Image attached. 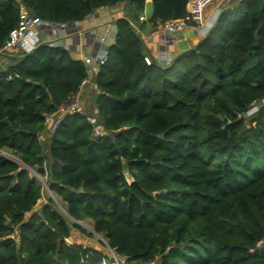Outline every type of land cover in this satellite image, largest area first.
<instances>
[{"label":"trees","instance_id":"16d2710c","mask_svg":"<svg viewBox=\"0 0 264 264\" xmlns=\"http://www.w3.org/2000/svg\"><path fill=\"white\" fill-rule=\"evenodd\" d=\"M190 1L0 0V48L22 7L63 25L126 4L88 110L108 135L73 115L44 137L46 115L89 77L65 47L40 44L0 70V149L47 175L75 221L52 199L34 212L42 185L0 157V264H115L67 242L86 219L127 264H264V105L247 116L264 99V0L227 6L198 44L148 65L133 20L151 6L156 29Z\"/></svg>","mask_w":264,"mask_h":264},{"label":"crops","instance_id":"0c3cea01","mask_svg":"<svg viewBox=\"0 0 264 264\" xmlns=\"http://www.w3.org/2000/svg\"><path fill=\"white\" fill-rule=\"evenodd\" d=\"M237 1L239 0H223L220 4L217 2L215 6L214 4L209 6L205 11L206 19L204 26L195 29L190 28L186 31L187 33L198 32L192 35L191 40L194 42L198 39V42H200L205 37L204 34L207 29L210 26L212 28L217 21L218 14L224 8ZM125 8V3L116 8H100L78 23L58 25L42 21V25L32 31L29 37L16 50L12 51L9 58H3L1 69H4V65H7L14 56L30 53L43 43L65 47L75 60L84 61L86 58H90L94 61L102 57L106 58L107 49L114 44L117 37L116 21L125 17ZM151 10V6H149L141 16L148 19L151 15ZM140 18L134 19L133 25L142 38L146 57H156V59H159V57L166 56L168 60L175 57L179 52L176 45L172 43L174 36L156 34L157 28L153 29L148 23L144 24V21H141ZM98 68L97 63L92 66L93 71L89 84L84 88L82 93V104L85 110H91L90 108H92L93 79Z\"/></svg>","mask_w":264,"mask_h":264},{"label":"built area","instance_id":"2783aa9c","mask_svg":"<svg viewBox=\"0 0 264 264\" xmlns=\"http://www.w3.org/2000/svg\"><path fill=\"white\" fill-rule=\"evenodd\" d=\"M215 1L216 0H191L187 6V13L183 19L160 23L157 27L156 34L176 37L179 34H183L188 31L191 28V23H196L197 28L204 26L205 11L209 6L213 5ZM140 20L143 21L144 17L141 16ZM42 23L43 22L38 17L30 15V13L26 9H24L23 7L21 8L18 26L14 30H12L3 47L0 48V70L2 68L3 58H9L12 51L16 50V48H18L22 44V42L29 37L32 31L40 27ZM210 29L211 26L205 32V36ZM172 59L168 60L167 57L164 56L159 57V59H157V62L161 66H167ZM105 60L106 58L102 57L94 61L90 58H86L83 61L87 67L89 77L82 82L79 92L76 95H73L67 103L60 105L55 113L46 115L45 126L46 129L49 128L50 134L56 131L65 117L80 115L84 116L88 123L92 126L94 139L108 135V132L100 127L99 120L95 116V114L90 115L85 111L81 98L84 88L89 84L90 76L92 75L93 71L92 66L97 63L99 67L101 63L105 62ZM145 61L148 65L152 63V60L149 57H145ZM262 102L264 104V99L262 100ZM256 105L257 103L253 104L252 108H254ZM0 157L13 160L10 157L14 156L12 154L8 155V153H5L4 150L0 149Z\"/></svg>","mask_w":264,"mask_h":264},{"label":"rangeland","instance_id":"374dc122","mask_svg":"<svg viewBox=\"0 0 264 264\" xmlns=\"http://www.w3.org/2000/svg\"><path fill=\"white\" fill-rule=\"evenodd\" d=\"M223 0H216L214 2V6L215 3L218 2V4H220ZM205 19H206V15H205ZM205 23V21H204ZM83 93V92H82ZM83 96V94H82ZM81 96V98H82ZM92 96V95H91ZM97 96V92L94 91L93 92V98ZM89 97V96H88ZM263 102L260 101L259 103H257V105L250 109L249 113L247 116H251L254 115L258 108L263 106ZM88 114L92 115L93 113H90V111L85 110ZM45 133L47 135H45L44 137L47 138L48 135L50 134L49 132V128L46 129ZM44 138V139H45ZM42 139L43 142H45V140ZM5 153H8V155H10L11 153L7 150H4ZM14 156V155H13ZM13 160H15L17 163H19L20 166L26 168L30 174L35 177L37 179V181L42 185V192H43V197L42 199L38 202L37 206L34 209V212H40L42 207L47 203L48 199H52L57 207V209L60 211V213L69 219V221L71 222H75L74 220H72L68 215L67 212L64 208V205L61 202V199L59 197H57L49 188V180H48V176L47 175H42L38 172V170L36 168H30L27 167L26 165H24L20 160H18L15 156L14 157H10ZM127 175V174H126ZM127 180L129 182H131L130 177L127 175ZM80 222V226L84 229V233H78V232H74L71 237L67 240V242L70 245H81L84 246L86 248H93V249H98L100 250L102 253H104L105 255L109 256L110 258L114 259L116 261V264L118 263V260L121 261V264H127L124 258H120L117 255H114L110 249L107 247V241L105 240L104 236L102 234H98L96 233V231L94 230L93 227V221L91 219H86L84 221H79ZM15 238V240L18 241V235L15 234L13 236ZM160 260L158 259L157 261H155L154 263H150V264H159ZM119 264V263H118Z\"/></svg>","mask_w":264,"mask_h":264},{"label":"water","instance_id":"95a60500","mask_svg":"<svg viewBox=\"0 0 264 264\" xmlns=\"http://www.w3.org/2000/svg\"><path fill=\"white\" fill-rule=\"evenodd\" d=\"M198 32L197 31H194L193 33L191 32H186V33H183V34H179L178 36L176 37H173L172 38V43L174 45H176L177 47V51L180 53V52H185V51H188L189 49H191L193 46H195L196 44H198L199 40H195L193 42V40H191V37L193 34H197ZM81 192H83V189H81ZM76 223H78L80 225V222L79 221H76ZM108 246V244H107ZM110 249V248H109ZM110 251L116 255V250H112L110 249Z\"/></svg>","mask_w":264,"mask_h":264}]
</instances>
